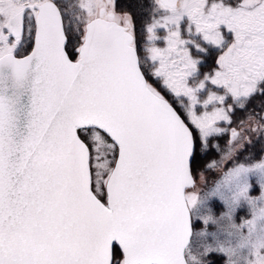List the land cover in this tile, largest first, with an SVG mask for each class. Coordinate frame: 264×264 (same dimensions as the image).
<instances>
[{
    "label": "snow or ice",
    "instance_id": "6c2138e0",
    "mask_svg": "<svg viewBox=\"0 0 264 264\" xmlns=\"http://www.w3.org/2000/svg\"><path fill=\"white\" fill-rule=\"evenodd\" d=\"M0 264H264V0H0Z\"/></svg>",
    "mask_w": 264,
    "mask_h": 264
},
{
    "label": "trees",
    "instance_id": "16d2710c",
    "mask_svg": "<svg viewBox=\"0 0 264 264\" xmlns=\"http://www.w3.org/2000/svg\"><path fill=\"white\" fill-rule=\"evenodd\" d=\"M256 103L254 102V104H249V112L250 111H252V109H253V106L255 105ZM237 111H239V110H237ZM247 114L248 113H246V112H241L240 111V114L238 115V118L240 117L241 119H246V117H247ZM227 139H228V137L227 136H225L221 141H220V143H221V147L223 148L224 146H225V142L227 141ZM252 139H253V141H255V135L253 134L252 135ZM260 147V145H256V148H259ZM254 149H251V148H248L247 149V151H253ZM218 157H217V155H216V153H210L209 154V156L207 157V159H217ZM209 175H213L212 173H209L208 174V176ZM212 259H215V257H212Z\"/></svg>",
    "mask_w": 264,
    "mask_h": 264
},
{
    "label": "flooded vegetation",
    "instance_id": "af4514ba",
    "mask_svg": "<svg viewBox=\"0 0 264 264\" xmlns=\"http://www.w3.org/2000/svg\"><path fill=\"white\" fill-rule=\"evenodd\" d=\"M217 55H219V53L218 52H213L212 53V55L208 58V63H207V65L202 69V71H208L211 67H213L214 66V59H215V57L217 56ZM258 101H259V98H256V100H254V101H252V103H250V104H254V102L255 103H258ZM240 114V111H237L236 112V114H235V116L233 117V120L234 121H239V120H241V118L239 117L238 118V115ZM233 126L235 127L236 126V124L234 123L233 124Z\"/></svg>",
    "mask_w": 264,
    "mask_h": 264
},
{
    "label": "rangeland",
    "instance_id": "374dc122",
    "mask_svg": "<svg viewBox=\"0 0 264 264\" xmlns=\"http://www.w3.org/2000/svg\"><path fill=\"white\" fill-rule=\"evenodd\" d=\"M212 178H213V175H209V179H212ZM238 215H239V216H244L245 213H244V212H240Z\"/></svg>",
    "mask_w": 264,
    "mask_h": 264
}]
</instances>
